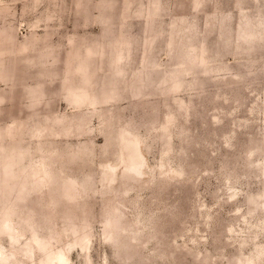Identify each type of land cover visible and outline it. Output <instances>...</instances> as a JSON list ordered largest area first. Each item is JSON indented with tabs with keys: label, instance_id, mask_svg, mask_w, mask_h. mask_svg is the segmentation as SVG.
Instances as JSON below:
<instances>
[{
	"label": "rangeland",
	"instance_id": "rangeland-1",
	"mask_svg": "<svg viewBox=\"0 0 264 264\" xmlns=\"http://www.w3.org/2000/svg\"><path fill=\"white\" fill-rule=\"evenodd\" d=\"M58 252L264 264V0H0V264Z\"/></svg>",
	"mask_w": 264,
	"mask_h": 264
},
{
	"label": "bare ground",
	"instance_id": "bare-ground-1",
	"mask_svg": "<svg viewBox=\"0 0 264 264\" xmlns=\"http://www.w3.org/2000/svg\"><path fill=\"white\" fill-rule=\"evenodd\" d=\"M139 146L137 145L136 146V148H137V150L139 149L138 148ZM140 153V152H139ZM134 154H137L138 155V153L136 152V153H134ZM135 158H134V160L131 162V164H135L136 162H138V161H140L141 160V155H138V156H134ZM57 259L61 264H63V262H65V260H66V256H65V254L63 253V252H58L55 256H54V259Z\"/></svg>",
	"mask_w": 264,
	"mask_h": 264
}]
</instances>
